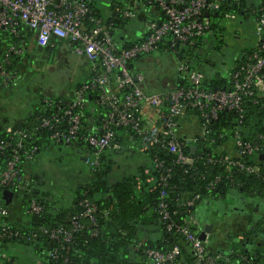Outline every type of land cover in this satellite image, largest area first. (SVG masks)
Masks as SVG:
<instances>
[{"label":"built area","instance_id":"built-area-1","mask_svg":"<svg viewBox=\"0 0 264 264\" xmlns=\"http://www.w3.org/2000/svg\"><path fill=\"white\" fill-rule=\"evenodd\" d=\"M90 1L0 0V30L19 39V44H10L5 52L0 53V86H8V81L15 78V73L6 66L10 64V55L27 52V40L38 47H53L55 41H66L76 55L84 57L92 69L97 71L92 79L83 82L75 90L71 100L64 104L59 100L55 113L39 118L38 126L51 130L50 140L54 144H84L93 149L91 162L97 165L98 154L102 150L109 147L126 150L127 147L113 143L114 128L124 127L138 138L137 148L140 152L158 147L172 154L173 164L191 167L195 162L192 154L197 149L198 138H205L210 133L207 128L209 121L216 119L222 111H233L242 117L246 97L264 96V11L260 6L257 8L259 12L253 15L255 33L260 38L259 44L252 52L238 58L239 62L230 75V85L203 87L201 72L190 70L183 60L177 62V72L182 77L184 75L185 85L176 84L169 89L148 92L142 84L144 74L132 71L130 62L154 51L168 53L181 44L192 43L204 37L210 29L209 14L217 12L223 0H121V4L116 5L115 12L123 19H136L140 13L152 15L151 19L145 21L137 39L125 47L114 38L103 18L94 14ZM205 12H208V16L204 15ZM224 17L234 18L235 15L225 13ZM93 90H98L95 98L98 105L96 114L101 120L98 124H85L82 116L88 105L86 96ZM48 102L50 103L49 100ZM252 102H256L255 98ZM187 109L198 111L199 114L188 115L181 123ZM197 120L199 123L191 133L187 135L183 132L187 131V126L191 127L190 123L193 125ZM183 123L186 125L183 126ZM239 128L235 127L230 144L227 143L230 146L228 153L218 161L247 174H257L264 181V173L260 172L258 165L263 162L259 151L264 149V136H259L263 143L245 139L239 133ZM6 130L12 132L10 127ZM13 135L18 138L13 146L10 142L0 140V152L6 148L11 150L5 169L0 172V190L16 183L17 166L21 158L19 151L23 147L21 138L27 136L20 130ZM194 146L195 150L192 152L191 148ZM35 149L34 147L33 150ZM26 157L30 155L27 154ZM247 157L252 162H246L244 158ZM207 161L214 162V159L209 156ZM151 163L158 173V213L166 229H173L175 234L188 242L197 264H216L222 258L219 250H209L196 230L191 229L188 224L175 225L170 221L166 197L172 189L167 185L171 168L156 154L152 156ZM221 180L220 175H216L208 183V187L213 188ZM181 197L179 205L183 207L194 206L200 198L197 193L190 197L182 193ZM80 203L84 210L71 218L70 227L58 225L42 229L47 238L61 244L68 242L72 231L82 226L80 216L93 220L95 205L86 198ZM40 210L39 203L31 199L25 212L37 214ZM7 213L8 210L1 205L0 199V216ZM0 226V238L17 235L5 222ZM145 252L155 264H173L179 247L174 245L165 251L148 248Z\"/></svg>","mask_w":264,"mask_h":264},{"label":"trees","instance_id":"trees-1","mask_svg":"<svg viewBox=\"0 0 264 264\" xmlns=\"http://www.w3.org/2000/svg\"><path fill=\"white\" fill-rule=\"evenodd\" d=\"M89 3L94 14L103 18L104 24L110 27L112 35L121 46H128L137 39V37L131 39L124 34L131 20L123 19L115 12L116 4H113L112 17L107 18L102 14L97 0H91ZM120 4L121 2L117 3V5ZM244 4V0H230V2L223 0L220 9L209 14L210 18L213 17L217 20L221 16L224 17L225 13H242L246 15L245 13L250 11L252 15H256L259 12L257 10L259 6L245 10ZM253 10L255 12H252ZM151 18L152 15L146 14L143 20L145 22ZM214 24L210 22L209 28L212 29ZM126 36L127 38H125ZM220 37L221 34H219ZM206 38L214 39L210 32H207L204 37L192 43L181 44L170 50L168 54L173 56L177 62L186 61L190 70L198 71L190 58H192V52L197 46L206 43L204 41ZM219 38L218 40L221 41ZM18 41V38L13 37L7 31L0 30V53L5 52L10 44H19ZM64 42L68 46L70 45L68 42ZM61 43L62 41H55L53 47L43 48L44 53L49 55L45 57L44 61L48 63L50 55L54 56V61L55 55H53V51L48 52V49H54L55 46L57 47ZM27 44L29 45L28 40ZM253 50H246L242 52L241 56ZM40 56L42 55L40 54ZM142 57L135 58L130 62L129 65L132 71L136 70L133 68L132 63ZM10 59V64L6 68L15 73V78L8 81V87L11 86L12 82L21 78L22 65L26 62L24 59H28L26 69L31 71L32 67L35 66L33 64L38 61V57H32L31 54H26V52L20 55L12 54ZM88 62L86 77L81 81L78 79V82L71 87L70 94L72 96L83 82L92 79L97 73ZM238 62V58L234 60V66L229 69L228 73L207 76L205 80L201 81V84L206 88L230 85V75ZM176 75V84L185 85L184 75L182 77L179 72ZM34 77L35 73L32 71L27 74L26 79L23 77L22 83L31 88ZM0 88L3 87L0 86ZM41 89L42 87L38 89L40 94H55L53 92L46 93V90L41 91ZM97 93L98 90H93L86 96L88 105L82 116L85 124H98L101 120L100 116L96 114L98 105L95 98ZM72 96L69 98H64L65 96L58 98L43 96L41 101L35 104L32 114L24 121L11 123L5 120L0 122V140L10 142L12 146L18 142V138L13 135L15 132L20 130L27 135L21 138L23 147L19 151L21 158L17 166L16 183L0 190L1 205L8 210L6 215L0 216V225L5 222L12 230L17 232V235L12 237L0 238V264H155L145 251L148 248L165 251L174 245H178L179 253L173 264H197L188 242L183 237L175 234L173 229L167 230L165 223L159 217L160 186L157 184V170L151 163V158L155 154L171 168V176L167 178V185L172 189L168 191L166 202L171 214L170 221L175 225L188 224L187 220L199 208L198 205L205 201H216V199L225 196L230 191L238 195H258L264 198V181L260 176L254 173L247 174L236 167H228L218 161L221 156L228 153L230 146L227 143L230 144V137L236 126L240 127L239 133L243 138L263 143L259 136H264V96L246 97L243 101L244 113L242 117H239L233 111H222L216 119L209 121L207 128H209L210 133L205 138H198L197 149L192 154L195 162L191 167L173 164L172 154L158 147H152L147 152H143L150 160L147 172H144L143 168L135 175L125 176L115 181H111L109 177V160L106 161V157L120 149L109 147L102 150L98 154V164L93 165L91 162L93 149L77 142L72 145L68 143L54 144L50 140L51 130L38 126V120L41 116H49L57 111L56 104L59 100L61 104H64L66 101L71 100ZM253 98L256 102H252ZM98 112L101 111L98 109ZM191 114L198 115L199 113L187 109L181 123ZM198 123L199 120L193 125L190 123L191 127L187 126L186 134L188 135L189 131L192 132ZM185 125L186 123H183V126ZM7 127H10L12 132H7ZM114 131L113 143L125 147L132 145L137 148L138 138L129 129L115 127ZM55 146H60L59 155H66L62 151V147H68L70 154L77 157L79 152H76V150L79 149L80 154L85 158V160H80L90 167L89 174L79 176L77 181L70 184L67 192L63 195L58 194V192H61L60 188L49 189L37 171L40 154ZM34 147L35 150H33ZM187 149L190 152V147ZM263 150L261 149L259 153L264 152ZM10 153V148L0 152V172L4 171ZM27 154L30 157H26ZM209 156L214 159V162L207 161ZM244 160L249 163L252 162L249 157L244 158ZM258 165L260 172L264 173V158L263 162L258 163ZM216 175H220L221 182L213 188L208 187V183ZM9 187L14 191V196L9 203H6L3 190ZM182 193H186L189 197L197 193L200 197L199 201L194 206L183 207L179 205ZM68 198L71 199L72 207L69 210L65 209L64 206L66 204L64 201ZM85 198L95 205V211L92 214L93 220L87 216H80L79 222L82 226L72 231L71 240L68 242L61 244L47 238V234L42 229H49L58 225L70 227L71 218L80 215L84 210L80 202ZM31 199L36 200L41 206V210L37 214L25 212ZM188 225L191 229H196L194 225ZM240 235L242 241L231 244L227 249V253H224L222 249L219 250L222 258L216 264H264V217L258 220L253 227L245 229ZM235 239L239 240V237L236 236ZM251 240L258 241V246L254 245ZM9 252L14 254L8 255ZM55 254L56 256H54ZM19 257L23 259L21 263L18 262Z\"/></svg>","mask_w":264,"mask_h":264},{"label":"crops","instance_id":"crops-1","mask_svg":"<svg viewBox=\"0 0 264 264\" xmlns=\"http://www.w3.org/2000/svg\"><path fill=\"white\" fill-rule=\"evenodd\" d=\"M103 1L105 0H97V4L103 7V11L107 18L113 14V11H112L113 4L117 5V3L121 2V0H118V1L109 0V2L104 3V5H102ZM257 6H260L262 10L264 11V0H260ZM146 14L150 15V13H146ZM146 14L140 13L138 15L139 16L138 18L131 20L130 24L126 27L125 29L126 33L124 34L128 35V37H130L131 39L138 37L139 35L138 32H141L143 26L145 25L143 18ZM221 38L222 36L219 39ZM214 39L213 38L204 39V41L206 42L207 48L211 47L210 43H212ZM259 41H260V38L256 34V38L253 39L252 45L248 47L247 50L255 49L256 46L259 44ZM62 43H65V42L62 41ZM59 46L57 47L55 46L54 49L49 48L48 52L51 53L52 51H55V56L58 55ZM68 47H69L68 51H73L72 47L70 46ZM43 48L44 47L36 46L35 43L31 41L29 42L26 54H31L32 57L36 56V58L38 57V59H42L44 61L45 57H48L49 55L47 53H44L45 50ZM38 52L42 56H40ZM78 57L81 58L80 56ZM81 59H82L83 64H82V68L80 69L81 78L79 81L85 78L88 73V68H87L88 61H86V59L83 57ZM162 59L163 57L161 56V54H159L156 60L161 62ZM173 59L175 62H177L174 57ZM150 60H153L151 55L143 56L138 61H135V68L136 70L141 71L144 74V79L142 82L143 88L148 92H157L165 88L163 87V85H160V84L158 85L155 82V80L150 78L151 76L149 75L147 68L145 66V64L149 63ZM24 61L26 62L22 65V68H24V71H25L27 70L26 67L28 65V59H24ZM45 62L47 63V61ZM233 63L230 65L229 69H231L234 66ZM133 64L134 62L132 63V66ZM39 67H43V65ZM25 72H27V74L30 73V71L28 70ZM174 74H177V69H176V73ZM206 78H207V75L206 74L203 75L202 81L205 80ZM22 81H23V78L21 77L17 79L15 82H12V84H10L11 85L10 87L4 86L3 87L4 89L0 88V122L5 121V120L11 123L24 121L29 115L32 114L35 104L39 103L43 96L44 97H47V96L57 97V98L60 96H63V97L65 96L64 98H69L70 96H72V94H70L71 88H69L68 90H63L61 92L52 91L55 94H40L38 92V88H36L37 83H38L36 77H34V81H32L33 82L32 90L33 91L35 90L34 89V86H35L36 91L33 92L30 90L28 92L27 91L25 92V90H23L24 84L22 83ZM168 83H169L168 86L170 87L176 85V77L174 76V78L169 80ZM29 92H33V94H27ZM183 132L186 133L185 130H183ZM188 133H191V131H189ZM59 148L60 146H55L54 148H51L50 150H46L44 152H48L50 154L52 153L59 154L60 153ZM55 149H57L58 151L55 152ZM62 149L64 153H70V149H68V147H62ZM122 152L126 154L128 153L132 159L133 157L134 158L136 157L137 159L135 161L131 160L129 163H126V164L124 163L119 164L116 159V156H114L117 153L114 152L111 155L109 154V156H107L108 158L106 157L107 159L106 161L109 160L108 167H109V172H110L109 177L111 181L118 180L125 176L135 175L139 173L141 169L143 168H144V172L148 170L150 166V160L142 152H140L137 148L133 147L132 145H128L126 150H122ZM42 153L39 156V162L43 160ZM77 157L79 158V160L81 159L80 157H83V155L80 154V150H79ZM114 162H115V165H114ZM39 167H40V164H39ZM114 168H118L119 173L113 174L114 176H112L110 174L114 172L113 171ZM17 199H19V197H17ZM64 202L66 203L64 205L65 209L69 210L72 208L70 198H68ZM198 207L199 208H197L196 212H194L193 215H191L187 221H188V224L194 225L196 227L195 230L198 234L202 230H204L205 227L212 225L211 232L205 233L206 239L204 240L207 248L211 251H218L220 249L227 250L231 246V244L241 242L242 239L236 240L235 237L236 236L240 237L241 236L240 234H242V232L245 229H248L249 227H253L257 223L258 220L264 217V198L263 197L258 196V195L257 196L245 195V194L238 195L237 193L233 191H230L228 194H225V196L216 199V201L214 200L205 201L204 203H201L200 205H198ZM221 218L228 219L229 220L228 222H231V224L226 225L225 222L227 223V221L221 224L220 222H218V220H220ZM220 226H222V230L220 229L221 228ZM233 228H237L238 231L235 230L236 232L235 233L233 231ZM217 229H218V232H216ZM229 240H231V243L229 242ZM251 242H254V245L256 246H258L259 244V242L256 240H253V241L251 240ZM9 254H14V253L9 252L8 255ZM22 261L23 259L19 257L18 262L21 263Z\"/></svg>","mask_w":264,"mask_h":264},{"label":"rangeland","instance_id":"rangeland-1","mask_svg":"<svg viewBox=\"0 0 264 264\" xmlns=\"http://www.w3.org/2000/svg\"><path fill=\"white\" fill-rule=\"evenodd\" d=\"M107 2H109V0L103 1L102 5ZM259 2L260 0H244V9H251L257 6ZM99 7L101 6L99 5ZM101 11L102 14L105 15L103 7H101ZM245 14L246 15L242 13L234 14V18H224L221 16L217 18V20L213 17L210 19L211 23H215L213 28L208 30V33L210 32L215 38L212 43H210L211 47L207 48L206 43L200 44L194 49L192 52L193 56L191 55L192 58H190L195 68L200 71L202 75L206 74L210 76L228 73L229 67L234 60L239 58L242 52H245L248 47L252 45L253 39L256 38L255 19L250 11H247ZM219 34L222 36L221 41L218 40ZM68 48L66 43H62L59 46L58 55L55 56L54 61V56L52 57L50 55L49 63H46L42 59H38L39 61L33 64L36 65L32 67V71L35 73L38 82L36 88L39 89V87H42L41 91L46 90V93H51L52 91L61 92L63 90H68L78 82L81 76L80 69L82 68L83 62L73 51H68ZM159 54L163 57L161 62L156 60ZM53 55H55V51H53ZM149 55L152 56L153 60H150L145 66L151 76L150 78L155 80L158 85H163L165 89L170 87L168 86V81L174 78V76L176 77L174 73H176L178 67L177 62H175L173 57L168 55V53L154 51ZM42 65L43 67H39ZM133 66V68L136 69L135 62ZM23 71L24 68L21 70V77H25L26 79L27 72ZM28 71L31 72V70ZM32 88L33 85L31 88H28L27 85L24 84L23 90L28 92ZM36 88L34 86L35 90L31 91L35 92ZM33 92L27 94H33ZM57 151L58 150L55 149V152ZM116 153L117 154L114 156H116L119 164H126L131 160L135 161L137 159L136 157L132 159L128 153L126 154L122 152V150H118ZM42 154L43 160L39 162L40 167L38 165L37 171L39 175L42 176V180L46 182L49 189L60 188L61 192H58V194H65L70 184L77 181L79 176H87L89 174V165H86L83 161L79 160L78 157L70 153L59 155L58 153L50 154L43 151ZM113 171L114 172L110 174L112 176H114L113 174L119 173L118 168H114ZM55 194L59 196L57 193ZM225 221H227V223ZM228 221V219L223 218L218 220L221 224L223 222H225L226 225L231 224V222ZM220 227L222 230V226ZM235 230L238 231L237 228H233L234 232ZM216 232H218V229ZM229 242L231 243V240H229Z\"/></svg>","mask_w":264,"mask_h":264},{"label":"water","instance_id":"water-1","mask_svg":"<svg viewBox=\"0 0 264 264\" xmlns=\"http://www.w3.org/2000/svg\"><path fill=\"white\" fill-rule=\"evenodd\" d=\"M205 16H208V12H205L204 13ZM69 145H72L71 143H68ZM192 149V152L195 150V146L191 148ZM77 152H79V149L76 150ZM259 157L260 158H264V152H261L259 154ZM81 159H84V157H80ZM14 195V192L10 189V188H6L3 190V197L5 199V202L6 203H9L11 198L13 197ZM211 229H212V225H209L208 227H205L204 230H202L200 233H199V237L200 239H202L203 241L206 239V232H211ZM224 253H227V250H223Z\"/></svg>","mask_w":264,"mask_h":264},{"label":"flooded vegetation","instance_id":"flooded-vegetation-1","mask_svg":"<svg viewBox=\"0 0 264 264\" xmlns=\"http://www.w3.org/2000/svg\"><path fill=\"white\" fill-rule=\"evenodd\" d=\"M239 7V6H238ZM225 18V17H224ZM82 58V56H80ZM84 58V57H83Z\"/></svg>","mask_w":264,"mask_h":264}]
</instances>
